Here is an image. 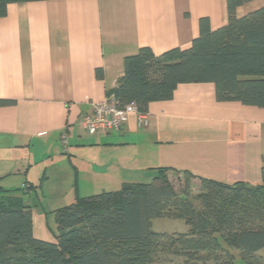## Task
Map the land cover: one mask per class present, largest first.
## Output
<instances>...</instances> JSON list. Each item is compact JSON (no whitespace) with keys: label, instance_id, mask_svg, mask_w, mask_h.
Wrapping results in <instances>:
<instances>
[{"label":"crops","instance_id":"0c3cea01","mask_svg":"<svg viewBox=\"0 0 264 264\" xmlns=\"http://www.w3.org/2000/svg\"><path fill=\"white\" fill-rule=\"evenodd\" d=\"M226 3L42 0L9 4L6 16L0 18V99L14 104L0 107V197L1 190L38 195L39 190L32 188L46 189L56 177L62 193H73L76 201L147 182L158 168L260 185L264 109L217 102L212 83L181 84L172 100L149 104L146 126H139L137 116L131 115L118 132L90 136L80 127L82 117L115 88L123 75L124 58L143 47L156 56L174 48L188 49L198 37L201 18L208 19L212 30L227 24ZM263 6L264 0H252L239 7L236 16ZM97 69L103 72L101 80L95 76ZM43 162L36 185L31 172ZM54 166L59 168L46 175ZM40 205L37 196L35 206ZM44 212L31 208L33 235L55 242V222L49 225ZM263 251L258 254L264 256Z\"/></svg>","mask_w":264,"mask_h":264},{"label":"trees","instance_id":"16d2710c","mask_svg":"<svg viewBox=\"0 0 264 264\" xmlns=\"http://www.w3.org/2000/svg\"><path fill=\"white\" fill-rule=\"evenodd\" d=\"M35 1L42 0H0V18L9 4ZM250 1L227 0V24L217 30L201 18L188 49L156 56L143 47L124 58L123 75L106 97L146 114L149 104L172 100L181 84L212 83L217 102L264 109V6L236 16ZM95 76L101 80L102 70ZM13 104L0 99V107ZM262 163L257 186L158 168L148 184L79 197L53 212L55 242L34 237L31 206L18 191L1 190L0 264H157L162 254L182 264H234L235 256L264 264L258 254L264 249V156ZM169 173L182 175L178 189ZM161 218L182 221L188 230L153 231L152 221Z\"/></svg>","mask_w":264,"mask_h":264},{"label":"rangeland","instance_id":"374dc122","mask_svg":"<svg viewBox=\"0 0 264 264\" xmlns=\"http://www.w3.org/2000/svg\"><path fill=\"white\" fill-rule=\"evenodd\" d=\"M33 154L35 155V158H38L39 153L37 150H34ZM66 158V156L64 157ZM46 164L41 163L38 166H40V168L32 169L31 172V177L34 180V184H38V180L40 179L42 172L44 170V166ZM57 166H54L52 169L51 167L46 171V175H48L49 173L55 172V168ZM35 168V166H34ZM59 168V167H57ZM56 168V169H57ZM70 169V168H69ZM38 173V174H37ZM38 176H37V175ZM58 178L60 176L56 175ZM154 178V177H153ZM170 182L174 185V187L176 189L179 188L180 184L183 183L184 179L181 176H177V175H173L169 177ZM56 179V177H53L52 180H50V182L46 185V189H40L38 188V195H36L35 193L31 192L29 194H22L23 196V201L26 205H30L31 208H36L37 211L40 212V210H44L45 212L43 213L44 215L46 214L47 219H48V223L49 225L53 224V220H54V215H53V211L56 209H60L61 207H66L72 203L75 202V197L74 194L71 193V195L65 196L62 193V190L60 189L61 186L58 183V181ZM143 181V180H142ZM138 183H143V184H148L150 182H152L151 180H147V182L143 181V182H139ZM193 185H196V181L192 182ZM119 188H117L116 190L113 191H117ZM96 193H100V192H96ZM85 195V194H84ZM37 196L38 199L40 198V202L41 205L39 206H35V204L37 203ZM152 230L156 231V232H166V233H185L187 232L188 228L187 226L184 224V222L179 221V220H171V219H166V218H161V219H155L152 221ZM262 255H264V251L262 252ZM264 258V256H262ZM157 264H182V259H179L175 256L172 255H168V254H162L159 257V261ZM234 264H245L239 256H235V261Z\"/></svg>","mask_w":264,"mask_h":264},{"label":"built area","instance_id":"2783aa9c","mask_svg":"<svg viewBox=\"0 0 264 264\" xmlns=\"http://www.w3.org/2000/svg\"><path fill=\"white\" fill-rule=\"evenodd\" d=\"M131 115L137 116L139 126L147 125L146 114H140L134 104L119 108L113 96H109L105 101L93 105L92 113L82 117L80 127L90 136L118 132Z\"/></svg>","mask_w":264,"mask_h":264}]
</instances>
